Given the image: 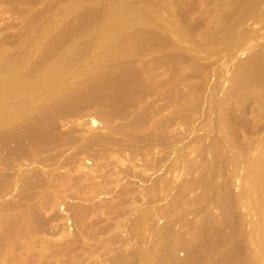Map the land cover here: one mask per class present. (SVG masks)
I'll return each mask as SVG.
<instances>
[{
	"label": "rangeland",
	"instance_id": "1",
	"mask_svg": "<svg viewBox=\"0 0 264 264\" xmlns=\"http://www.w3.org/2000/svg\"><path fill=\"white\" fill-rule=\"evenodd\" d=\"M80 1L81 5L70 6L79 0H0V69L6 61L16 59L23 46L30 43L28 47H39L35 36L40 34L45 41L40 40L42 45L51 51L47 60L70 58L75 44L77 47L93 42L98 34V20L104 18L98 10L104 9L105 13V7L111 10L114 5L141 7V0ZM150 1L153 7L155 3L163 4L159 5L157 20L154 18L153 25L148 24L152 28L143 23L145 27L136 24L125 28L119 47L124 46L123 36L132 32L142 34L143 29L163 37L157 22L168 15L188 30L190 15L184 12L188 8L190 14L188 0ZM185 14L188 18L183 17ZM92 22H97L93 24L97 27H92ZM46 25L55 28L50 27L44 36L40 32L47 29ZM257 36L256 43L264 40L263 29ZM155 39L151 37L145 42L149 45L146 55L127 56L121 51L106 64L89 69L93 55L88 54L90 59L81 58L74 64L75 72L73 64L68 67L73 73L69 81H74H68L67 85H71L61 95L36 104L28 115H14L5 128H0L1 133H6L4 138L0 133V148L12 138L6 151L0 149V264H264V120L260 122L253 114H245L244 118L238 115L236 123L232 120L234 130H196L195 123H187L185 117L170 119V114L178 113L181 106L188 108L183 100L178 105L173 98L167 101L164 97L170 90V94L178 92V88L187 91L185 86L173 90L171 78L174 72L183 74L187 69L182 72L181 65L180 69L177 65L173 68L176 60L170 63L167 59H172L173 52L169 56L171 50ZM38 53L28 60L30 64L39 59ZM129 63L135 67L136 80L144 68L143 71H152L151 78L142 76L141 82L134 80L131 94L126 81L131 75ZM1 75L2 72L0 80ZM156 81L161 88L155 101L157 95L150 91ZM17 105L13 108H21ZM170 109L173 111L167 114ZM182 119L179 128L183 130L177 127ZM240 119L243 124H238ZM202 123L203 126L206 121ZM258 123L259 128L253 130ZM238 125L245 128L240 126L243 130H237ZM186 126L194 130H186ZM213 142L218 143V154L223 158L219 173L215 172L218 158L207 150ZM175 148L178 159L173 164ZM16 166L24 167L22 170L32 167L22 172L26 176L35 170L42 183L34 180L30 184L21 179L12 183L14 171L19 172L14 170ZM159 173L162 182L169 185L163 184L165 189L161 180H154ZM252 173L257 178L253 181L258 182L253 193ZM149 179L154 180V186ZM146 186L158 197L150 209L152 200ZM144 211H148L149 218ZM162 251L167 256L165 260L160 257Z\"/></svg>",
	"mask_w": 264,
	"mask_h": 264
},
{
	"label": "bare ground",
	"instance_id": "2",
	"mask_svg": "<svg viewBox=\"0 0 264 264\" xmlns=\"http://www.w3.org/2000/svg\"><path fill=\"white\" fill-rule=\"evenodd\" d=\"M74 1L76 2L77 0H74ZM148 1H150V0H148ZM148 1H146V3ZM152 1H154V0H151L150 3ZM162 1H160V2H162ZM80 2L82 3V1L79 0V2H76V4L72 3L70 6H72V5L76 6L77 4H78L77 6H79V4L81 5ZM143 2H144V0H143ZM143 2L141 0V2L139 3L141 5L140 8H137V7L127 8L128 7L127 5H125L126 8H124V6L121 8V6L116 7L114 5L113 7H115V8H113L111 10L110 9L107 10V8L103 5L106 9L105 13H104V11H102L104 9L98 10L104 14V16L102 15L104 18L103 19L101 18L100 20H98V22L100 21L99 25H98L99 27L96 26L97 22L96 23L92 22V24H91V25L96 24L95 26L98 28V29H95L98 32V34L95 35L93 42L88 41L87 43H83V45L80 44L81 46L79 45L77 47H75V45H78V44H75L74 47L76 49H73L74 47H72L73 51H72L70 58L66 57L65 60H63L60 57H56L52 60H47L49 52H51V51L47 50L48 47H46L44 44L42 45L41 41L43 40L44 43H45V41H44V39H42L43 36H41L42 34H40V33H45L44 34V36H45L46 33L48 34L47 31H49L50 27L51 28H53V27L50 25H48V26L46 25L47 29L45 28L46 29L45 30L43 28L45 30V31L43 30L44 32L43 31L40 33L38 32L40 34V35H38V37L39 36L40 37L38 38L37 36H35L37 40L36 39H34V40L39 41L37 43V44H39V47H40V42H41V48L40 49L37 45L36 46L34 45L35 42L33 43V45L31 43V45L38 47L37 49H35V47H28V45L30 44L29 43L26 45L27 47L23 46L24 50L21 53H19L18 56H16V59L14 58L13 61L10 63H8L9 61L8 62L6 61V63H4V65L2 66L3 69H0V70H2L1 72L3 73V76L5 75L4 77L1 75L2 78L0 80V128L1 127L5 128L4 126H7L10 123V121L12 120L14 115H20V116L28 115L30 113V111L33 108H35L34 106L37 107L38 104L43 103L45 100H47L50 97L61 95L62 90L64 89L63 90V92H64L66 86L69 87L74 81V80H72L71 82L69 81L72 79L71 78L72 76L70 75V73H72L71 72L72 70H71V68L69 69L68 67L72 64H73L72 66L74 67V64L78 60H80L81 58H84L83 60H85V58L88 56V54L90 55V53H91V55H93V57L89 56L90 58L92 57L90 60V64L92 66L89 67V65H87L88 69H89V68H94V67L99 66V65L106 64L111 59L116 58V55H119L121 53V51H122V53H124L127 56H135L136 54L137 55H140V54L146 55V54H144V52H146L147 49L149 48V45L146 44L148 42L147 39L151 38V37H153V39H155V37H156V39H155L156 42L160 43L161 46H163V48H168V50H171V52L169 53V56L173 52L172 53V55H173L172 59H170L167 56L168 57L167 59H169V61L171 60L170 63L173 62L172 60H176V62H177L176 64L172 63V65H174L173 68H175L176 65H177V68H179L178 66L181 65L182 67H180V68H182L181 69L182 72H183V69L185 67L187 69V71L184 72L183 74L182 73L179 74L178 72H174V73L172 72L174 74V76L171 77L173 79L172 83L175 86V87H173V90H177L178 87L184 88V86H185L187 88V91L185 88H184L185 91H184V89H183V91L186 93H184L182 90H180L178 88V90H179L178 92L173 91L172 94H170V91H172V90H170V88H172L170 86H169L170 88H168L170 90L168 94H166L165 91L163 92V93H165L164 97L166 98V100H167V98L168 99L173 98L174 101L179 102V104L177 103L178 105H181L180 101H182V100L184 102L188 103L187 110H184L185 108H183L184 107V105H183V106H181L182 109L179 108V110H177L178 113L176 111H173L175 108L172 106L173 110L170 109L171 111H168L167 114H170L173 111L175 116L171 115L172 114L171 113L170 117L171 116L172 117L170 119H173V117H174V120H176L178 117H181V116L184 119V117H185L184 121L186 120L187 123L189 121L192 124L193 123L197 124V125H195V124L193 125V126H196V130L197 129H200V130L201 129L202 130L203 129L204 130H234L235 124L233 125V123L236 121L235 119H237L238 115H239V118H244L243 115H245V114H253L260 122L262 120H264V40L256 43V40L258 39L257 33L261 29H263V34H264V0H190V1L188 0V3H191V5L187 4L190 6V14L187 13L188 8L186 9V11H184V12H186L187 15H190V20L189 21L187 20L188 23H186V24H189V28H188V30L186 28H184L187 31L182 29L184 25H182L180 27L179 26V25H181L180 23L178 24L175 20H173V17L171 18V17H169V15H168V17H166L167 14H165L166 18H160L161 20L159 19L157 22V24L160 28L159 31L162 30L161 33H162L163 37L162 36L158 37L159 36L158 34H157V36H154V35H156V33L153 35V33H151V31L147 32V29H145L146 31H143L144 30L143 29L142 31H140V32H142V34L139 33L141 35L140 41L138 40L140 38L138 36L139 34L136 32L135 33L132 32L130 34L123 36V38H122V43L124 44L125 47L124 46H123L124 48L119 47L118 41H119V38L122 37V30H124L125 28L128 29V27L131 29L134 26H136V24H137V26L141 25V27H145V26H142L141 23L147 24V25L152 23V25H153V23H154L153 21H155L154 18L155 19L157 18L156 13L160 10L159 5H163L160 3H158V5H156V3H155V5H154L155 7H153L152 4H154V3H152L151 4L152 6H151L149 4V2H148L149 5L146 3H143ZM168 2L172 3V1H168ZM164 3H167V1L165 0ZM171 3H170V5H171ZM116 5H119V4H116ZM134 5H137V4L134 3ZM172 5H174V4L172 3ZM156 6L157 7L159 6V8H156ZM165 6H166V4H165ZM171 6H170V8H171ZM162 7H161V9H162ZM99 9H101V6ZM165 10H166V8H165ZM173 11H175V10H173ZM173 11H171V12H173ZM182 11H183V9H182ZM184 12L182 13L180 10V13L184 14ZM89 13L90 12H88V14ZM174 13H176V12H174ZM92 14H93V11H92ZM186 14L183 17H186ZM94 15H96V14L94 13ZM155 15H156V17H155ZM158 16H160V15H158ZM84 17L86 18V16H84ZM91 17H92V15H91ZM97 17L98 16H96V19L94 17L93 20L94 21L97 20ZM100 17H101V15H100ZM161 17H164V16H161ZM183 17L181 16V18H183ZM87 18H89V17H87ZM186 18H188V17H186ZM86 19H84V20H86ZM183 20H184V18H183ZM91 21H92V19H91ZM184 21H183V23H184ZM90 22H89V24H90ZM53 23L54 22H52V24ZM157 24H155V25L157 26ZM91 25L89 27H91ZM152 25L151 26L148 25V27L150 26L149 29L152 28ZM54 26H56V25L54 24ZM95 26L93 25L92 27L95 28ZM156 26H153V27H155L154 28L155 30L158 27V26L157 27ZM92 27H91V29H92ZM83 28H84V26H83ZM83 28H82V30H84ZM157 31H158V29H157ZM161 33H159V34H161ZM167 33L173 38V40H174L173 42H171L172 39L170 40L171 37L169 35H168L169 37L166 35ZM34 35H35V32H34ZM28 40L31 41L32 39L30 38ZM184 41H185V43H184ZM149 43H151L150 39H149ZM181 43L184 45H186V43H187L186 48H184V46L182 47ZM177 45H180L182 49L181 48L179 49L177 47ZM151 46H152V44H151ZM25 48H27V49H25ZM163 48H161V49H163ZM183 48H184V50H186V52L183 50ZM42 49H44V50L42 51L41 54H39L38 52H40ZM152 51H154V50H152ZM183 51L186 53V55H185V53H183ZM78 52H81V55L77 54ZM37 53L41 56L39 57L38 60H36V62L30 64L28 60L31 59L32 56L37 55ZM240 55L241 56L243 55V56L240 57ZM90 58L87 57V59H90ZM66 59H68V60H66ZM167 63H168V61L165 64H167ZM184 64H187V65L185 66ZM128 65H129V67H127V69L129 68L128 71H129V74H131V75L130 76L128 75L129 77H127V78H129V79H126V81L128 83L127 89L129 86L130 87V94H131V92H133L132 87L134 86V82H135L134 80H136V76L134 77V73L136 72V70L134 69L135 71H133V68H135V67H133L132 63H129ZM167 66H166V68H167ZM149 67L150 66H148V68ZM186 69H184V71ZM69 70H71V71H69ZM143 70H142L141 74L138 75V76H140L137 79L139 82H141L143 80L142 78L144 76L151 78L149 75H151L152 71L150 70V72H149L148 71L149 69L147 71L146 70L143 71ZM167 70L171 71L168 68H167ZM132 71H133V74H132ZM174 71H176V70H174ZM177 71H178V69H177ZM74 72H75V67H74ZM138 73H140V71ZM172 73L170 75H173ZM185 73H187V74H185ZM69 76H71L70 79H69ZM149 78L147 79L148 81H149ZM145 79H146V77H145ZM137 80H136V82H137ZM68 81H69V83H71L70 85H67V84H69ZM148 81H147V84L149 83ZM169 82H171V81L168 80V83ZM154 86H155V88H154ZM166 86H168V84H166ZM159 88H161V84L157 82V83L153 84V87H151V91L149 90L150 92H152V93L154 92V94L157 95L153 98V99H155V101L158 100L159 96H160L159 95L160 93H158ZM131 97L132 96H130V98ZM164 97H163V100H164ZM130 103H131V100H130ZM17 104H20L21 108L17 109L15 107L16 108V110H15V108H13V107L18 106ZM169 104H170V102H169ZM167 105H168V103L166 104V106ZM160 107H161V105H160ZM162 107H161V109L163 110ZM177 107H180V106H177ZM157 112H160V111H158V109H157ZM175 112H176V114H175ZM160 118L162 119L163 116ZM178 119L181 120V118H178ZM183 119H182V121L179 120V123H178L179 125H177L178 128L182 126V125L180 126V122L183 123ZM132 120H134V119L132 118ZM174 120H173V123H174ZM204 120L206 121V123ZM232 120H233V123H232ZM161 121H159V122H161ZM238 121L239 120H237V122ZM202 122L205 123L203 126H202V124H203ZM131 123L135 125L134 121ZM240 123L243 124L241 122V119H240V122H238V124H240ZM168 124L166 125L168 127L173 125L172 123L170 124V126ZM164 126H165V124H164ZM191 126H188L189 127L188 130H190L192 128ZM240 126H242L243 129L245 128V125H238L237 127H239L240 129H237V130H243V129H241ZM259 126H260V124L258 126L254 125L253 128L252 127L251 128L253 130H256V128H259ZM168 127H166V128H168ZM177 127L175 126V128H177ZM188 127L186 126L185 129L187 130ZM181 128H179V129H181ZM248 128H249V126H248ZM157 129L159 130V128H157ZM173 130H175V129H173ZM181 130H183V129H181ZM9 132L11 133V131H9ZM13 132L14 131H12V133ZM5 134L6 133L3 131V133H1L2 137L5 136ZM14 135H16V134H14ZM10 136L11 135H9L8 137H10ZM10 138H9V142L4 141V143L9 145L11 142ZM2 140H4V139H2ZM186 140H188V139H186ZM190 141H191V138H190ZM14 142H16V140H14ZM186 143H188V145H189V141ZM11 144H15V143H11ZM1 145H3V142L0 143V146ZM8 145H5V146L8 147ZM5 146L4 147L2 146L3 148L1 147L0 149L4 150L6 148ZM15 146L17 147V145H15ZM12 147H14V146H12ZM10 148H11V145H10ZM11 149H13V148H11ZM207 150L210 152L212 150L213 155L216 158H218L216 161L219 160L218 161L219 165H218V168L215 170V172L219 173L221 170L220 165L222 166L223 158L220 155V153L218 154V152H220L218 143L217 142L211 143L209 146H207ZM4 151H6V149ZM4 151H2V153ZM176 152H177V150L175 148V150H173V153L175 154V156H174V154H173V156L175 158L172 157L174 159H172L171 161L178 159V157L176 158V155L178 154V152H177V154H176ZM146 157H148L147 152H146ZM148 160H149V158L146 159V162ZM216 161H215V164H213V165H216ZM220 161H221V163H220ZM173 164H175V161H173ZM209 164L211 166L212 162ZM19 167H21V166H18V167L16 166V168L14 169V170L18 169L19 170L18 173H17V171H14V175L11 174V176L13 175V177H12L13 182L12 183L18 182V181H20V179L23 181L27 180L26 182L29 181L28 183H30V181L32 182L34 180H36L37 183H42L41 178L38 176V174L35 172V170L31 171L28 175L25 176L24 173L26 172L25 169L27 167H25L24 170H22L24 167L23 168L21 167V169ZM216 167L217 166H215V168ZM30 168L32 169V167H30ZM30 168H27V170ZM164 170L165 169H163L161 171L164 172ZM252 174L254 176L253 175L250 176L251 177L250 182H252V183L254 182V184H255V186L251 185L254 188V191H253V188L251 187V190L253 193V192H255V190L257 191V185L256 184L258 182H256L257 181V178H255L256 175L254 173H252ZM159 175H160V173L157 175L158 179L156 178L154 180L155 181L161 180V182L164 181V180L160 179L161 176L159 178ZM5 177L6 176H4V178ZM9 177L6 179H10ZM254 179H256V181H253ZM147 180L144 181L145 184L147 183ZM149 180H151V183H152V181H154L153 179H149ZM12 183H11V186H12ZM153 183L151 184L152 186H154ZM165 183L166 182L161 183L162 184L161 187H163V189H165V186H167V187L169 186L168 183H166V184ZM163 184H165V186H163ZM149 187H150V184H149ZM255 187H256V189H255ZM147 188L148 187L146 186L145 189H147ZM5 189L4 190L6 192L9 191V190L7 191V189H9V188L6 187ZM150 189H152V188H150ZM144 191H147V190H144ZM170 191L172 192V189H170ZM151 192L152 191L149 190V188H148L147 195L149 196L150 200H152V202H153V204H152V202L150 201L151 205H149V207H148L149 209H150V207L155 206L154 201L157 200L155 198H158V197L154 196V194ZM166 192H167L166 194H168V191H166ZM171 192H169L170 195H172ZM144 194H146V192ZM253 195H255V194H253ZM172 196L174 197V195H172ZM156 202H158V200ZM157 204L159 205L160 203H157ZM157 204H156V206H157ZM263 205H264V203H263ZM151 211L152 210H150L149 213H151ZM145 213L147 215L146 217H148L149 216V214H147L148 211L147 212L144 211V214ZM142 215H143V213H142ZM144 217H145V215H144ZM140 218L143 219L142 217H140ZM162 253H163V251H162ZM164 253L162 256H164ZM162 256H160V257H161V259L164 258V260L167 257V256L166 257L165 256L162 257ZM243 264H244V262H243Z\"/></svg>",
	"mask_w": 264,
	"mask_h": 264
}]
</instances>
